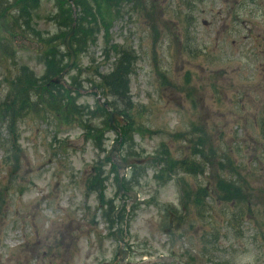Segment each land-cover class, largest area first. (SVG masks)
<instances>
[{"label":"rangeland","instance_id":"obj_1","mask_svg":"<svg viewBox=\"0 0 264 264\" xmlns=\"http://www.w3.org/2000/svg\"><path fill=\"white\" fill-rule=\"evenodd\" d=\"M189 1L190 11L182 0H121L105 39L132 48L138 59L129 77L134 130L125 137L121 156L142 160L143 166L127 170L125 186L137 198L117 214L120 233L130 238L132 261L175 256L188 264H264V74L254 70L264 68V0L183 3ZM9 5L7 14H14ZM55 10V3L41 0L31 12V26L53 40L59 34L47 18ZM102 11L108 25V11ZM182 13L192 14L194 22ZM28 41L12 40L13 52L0 56V104L21 68L38 78L47 75L40 45L32 35ZM53 43L64 51L63 38ZM103 43L101 29L96 45L76 56L70 77L86 91L89 80L98 84L97 75L113 67V60L105 61ZM81 96L77 106L93 109V94ZM101 121L99 116L92 126ZM13 127L10 133L0 121V264L111 259L117 246L103 243L101 211L95 195H87L104 177L105 198L116 199L101 148L77 123L61 126L51 116L29 113ZM115 137L109 132L102 140L106 152ZM224 179L241 188L243 203L216 206L218 195L208 192L206 210L193 206L190 190L206 185L214 190ZM114 203L113 209L121 205ZM71 227L78 238L70 249H49L55 238L71 236ZM81 230L86 238L79 237Z\"/></svg>","mask_w":264,"mask_h":264},{"label":"trees","instance_id":"obj_2","mask_svg":"<svg viewBox=\"0 0 264 264\" xmlns=\"http://www.w3.org/2000/svg\"><path fill=\"white\" fill-rule=\"evenodd\" d=\"M41 0H0V56L10 55L13 52L11 41L24 36L26 42L29 35L34 38V44L38 45L41 50L37 49L38 57H41L44 68L46 67V77L38 78L31 73L27 68H21L16 76L10 81L8 91L4 100L0 104V121L3 125H7L10 133H13V125L15 121L23 115L29 113L38 115L45 119L51 116L59 122L61 126H67L73 122L78 124L89 141L94 147L101 148L103 151L102 140L106 131H108L107 112L99 107L97 102L93 109L83 106H77L81 97L77 91H68L61 85L50 84V80L56 77L67 65L68 54L64 53L60 46L53 42H59L63 36L70 30L73 22L72 10L66 0H50L56 5L54 14L48 16L47 20L52 22L56 27L59 36L54 40L48 35H42L38 30L31 26L33 10H37ZM75 0L76 8V28L71 45L75 54L83 55L87 53V49L96 45L97 35L104 31L103 55L105 61L112 62L110 73L97 75L98 84L89 80L90 85H96L101 97L108 100L111 110L122 116L126 124L120 128L123 144L126 142L127 134L134 130V122L130 116L132 107L131 98H129V77L133 72V68L137 62V55L132 48L125 45L109 44V29L114 19L113 16L118 10V4L121 0ZM14 9V14H7L6 4ZM182 4L183 3L182 0ZM190 11L193 9L192 2L189 1L185 5ZM102 7L108 11L110 16L109 24L105 23L103 18ZM191 14H181V18H191ZM189 23V22H188ZM31 32V33H29ZM105 45V46H104ZM114 55V56H112ZM77 64H75L76 66ZM74 66V68H75ZM73 68V69H74ZM79 77V76H76ZM71 86L82 88V83L78 82L77 78L69 77ZM121 107V108H120ZM120 109V110H119ZM101 117L100 127L92 126L93 120ZM91 122V125L88 123ZM133 124V125H132ZM108 162V158H105ZM138 168L133 166V172ZM103 172V171H102ZM102 173L94 177L90 185L94 184ZM104 178V177H103ZM101 178V186L98 189L92 188L90 191L96 192L101 199L103 182ZM116 178V177H115ZM226 180V181H224ZM221 180L215 192L218 195V202L234 203L238 200L243 203L244 195L241 193V188L229 179ZM207 195L204 187L198 190V193L193 201L194 205L203 204V199Z\"/></svg>","mask_w":264,"mask_h":264},{"label":"water","instance_id":"obj_3","mask_svg":"<svg viewBox=\"0 0 264 264\" xmlns=\"http://www.w3.org/2000/svg\"><path fill=\"white\" fill-rule=\"evenodd\" d=\"M67 1H68L69 4H72L74 0H67ZM73 32H74V24H73L71 30L69 31V33H68V34L65 36V38H64V46H65L66 51L68 52V54H69V58H70V59H69V63H68V66L62 71V73L59 74V75H58V76L52 81V82L55 83V84H60V83L62 82L63 77L69 72V70L71 69V67H72V65H73V63H74L75 56H74V52H73V50H72V48H71V46H70V37L73 35ZM63 84H65V83L63 82ZM93 91H95V89H93ZM99 102H100V101H99ZM100 105H101L102 108H105V109L108 110V114H109V119H108V121H109V125H110V127H111L112 129H114V130H117L116 127H115V121H120V119L118 118V116H117L115 113L109 111V109L107 108V102L101 103ZM119 145H120V141L115 142V143L113 144L112 149H111V152H110V156H111L112 158L117 157V159H118V156H117V155H118V153H119V149H118ZM126 166H127L126 164H123V163H117V167H118V168H123V169H125Z\"/></svg>","mask_w":264,"mask_h":264},{"label":"flooded vegetation","instance_id":"obj_4","mask_svg":"<svg viewBox=\"0 0 264 264\" xmlns=\"http://www.w3.org/2000/svg\"><path fill=\"white\" fill-rule=\"evenodd\" d=\"M254 70H256L257 73H260V74H264V68L261 66V65H256V67L254 68ZM103 243L106 244L108 246V244H111V243H116L115 240L113 239H104L103 240ZM130 248V247H129ZM106 250L108 251H111L112 250V247H108V248H105ZM115 249V248H114ZM113 249V250H114ZM131 249V248H130ZM124 253V254H127V255H130V251L128 250V245L126 244L125 245V249L120 251L119 250V247L117 246L116 249L113 251V254L114 255H111V260L112 262L108 263L107 261H104L102 262L101 264H112L113 262H115L114 264H118V258H117V254L118 253ZM108 254V252L106 253V255ZM45 256V253H42V257Z\"/></svg>","mask_w":264,"mask_h":264}]
</instances>
